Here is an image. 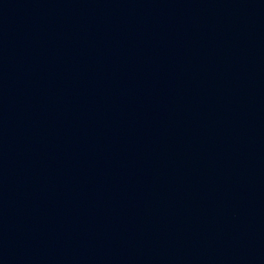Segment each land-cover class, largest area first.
I'll return each instance as SVG.
<instances>
[{
    "label": "water",
    "instance_id": "obj_1",
    "mask_svg": "<svg viewBox=\"0 0 264 264\" xmlns=\"http://www.w3.org/2000/svg\"><path fill=\"white\" fill-rule=\"evenodd\" d=\"M0 264H264V0H0Z\"/></svg>",
    "mask_w": 264,
    "mask_h": 264
}]
</instances>
